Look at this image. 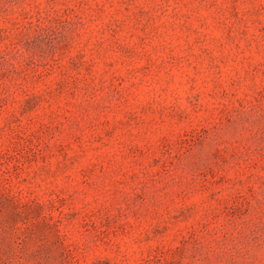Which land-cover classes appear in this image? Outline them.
<instances>
[{
  "label": "rangeland",
  "instance_id": "obj_1",
  "mask_svg": "<svg viewBox=\"0 0 264 264\" xmlns=\"http://www.w3.org/2000/svg\"><path fill=\"white\" fill-rule=\"evenodd\" d=\"M0 264H264V0H0Z\"/></svg>",
  "mask_w": 264,
  "mask_h": 264
}]
</instances>
